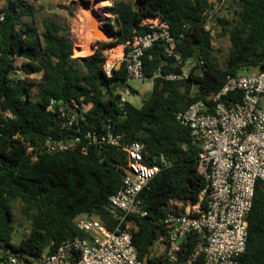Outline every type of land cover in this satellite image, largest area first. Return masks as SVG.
Here are the masks:
<instances>
[{
	"label": "trees",
	"instance_id": "trees-1",
	"mask_svg": "<svg viewBox=\"0 0 264 264\" xmlns=\"http://www.w3.org/2000/svg\"><path fill=\"white\" fill-rule=\"evenodd\" d=\"M73 1V0H71ZM240 7L235 25L218 18L223 26L219 37L229 36L231 48L226 65L221 69L215 59L214 39L205 30L206 15L212 12L208 0H119L107 11V31L114 38L98 43L94 53L74 58L75 43L69 28L53 19L43 21V32L25 27L22 19L35 12L18 1L8 0L0 15V247L33 258L51 254L64 241L85 237L77 226L79 216L99 219L110 230L122 222L113 213L110 198L123 185L128 165L125 152L114 146L79 147L73 151L39 154L37 159L27 146H37L51 138L72 140L81 136L63 128L56 113L48 111L52 100L84 112V130L101 126L110 120L125 143L140 142L147 152L146 163L160 164L164 156L172 165L163 168L141 192L139 199L148 215L128 216L125 228L131 232L139 260L143 264H169L164 255H152L160 241L164 248L168 229L164 223L170 199L197 203L206 188L198 174L199 147L193 144L190 130L180 124L176 114L192 103L193 84L198 85V98L219 92L228 76L259 70L264 63V0H238ZM160 16L170 25L177 41L182 64L202 61L201 72L194 69L183 82L155 78L179 72L173 68L159 43L144 56V74L153 80V91L141 108L129 102L119 103L115 92L127 84L124 65L109 78L104 72L103 51L123 45L135 36L146 35L147 17ZM40 75L35 85L21 78ZM132 92L136 93L132 89ZM227 102H241V94H231ZM23 204L22 217L29 224L19 245L13 243L18 224L15 202ZM163 239V241H162ZM197 236L184 244L186 255L193 253ZM164 251V249H163ZM193 264H203V256ZM240 264H264V186L258 183L249 217V237Z\"/></svg>",
	"mask_w": 264,
	"mask_h": 264
},
{
	"label": "built area",
	"instance_id": "built-area-1",
	"mask_svg": "<svg viewBox=\"0 0 264 264\" xmlns=\"http://www.w3.org/2000/svg\"><path fill=\"white\" fill-rule=\"evenodd\" d=\"M225 2L208 0L213 10L206 15L205 30L213 38L216 33L211 26L212 13ZM3 20L0 15V22ZM143 25L149 32L120 45L121 53H114L116 48L103 51V69L107 77L114 75L118 62L124 65L127 84L115 92L121 105L132 95L130 81L148 80L144 74V56L156 44L161 43L167 57L175 59L172 67L179 72L163 75L158 69L155 78L183 82L190 78L194 69L198 68L199 72L204 64L195 60L182 64L177 41L162 17H147ZM198 88L193 84L192 103L176 116L180 124L190 130L193 144L199 147L197 170L205 179L206 188L197 203L179 199L167 202L164 223L168 236L163 255L169 264H193L201 256L203 264H240L247 248L256 188L258 183L264 186V63L255 72L228 76L219 92L204 98H198ZM238 93L242 96L241 102L226 101L229 95ZM48 111L57 114L64 129L81 136L72 140L49 138L35 147L28 145L27 150L34 159L39 154L73 151L79 147L87 151L91 146L105 145L118 147L126 153L128 165L123 185L109 200L112 212L120 213L122 222L115 230H110L97 218L79 216L77 226L85 237L70 238L55 252L37 258L0 247V264H143L134 246L131 228L128 225L124 228L122 223L128 216L148 215L139 196L163 168L172 164L164 156L157 157L160 164H147L145 146L138 141L125 143L124 135L116 131L110 120L84 130L87 123L84 112L55 100ZM0 115L7 120L13 119L10 113L0 111ZM191 235L197 236V244L187 256L184 244Z\"/></svg>",
	"mask_w": 264,
	"mask_h": 264
},
{
	"label": "rangeland",
	"instance_id": "rangeland-1",
	"mask_svg": "<svg viewBox=\"0 0 264 264\" xmlns=\"http://www.w3.org/2000/svg\"><path fill=\"white\" fill-rule=\"evenodd\" d=\"M18 1L25 7H30L34 12V17H25L22 19V24L25 27H35L40 32H43V21L47 19H53L60 24L69 28L70 36L75 43L74 58L87 57L94 53L97 49L98 43H110L114 38L107 31V19L111 17V14L107 11V7L114 4L119 0H107L104 5L100 0H12ZM238 0H226L225 4L221 8H216L212 15V29L215 31L214 36V48L215 59L218 66L221 69L225 68L226 59L231 48V41L229 36L219 37V33L222 32L223 26L217 21L218 18L226 19L230 22V27L235 25L237 19V12L240 7L236 2ZM8 0H0V14L4 11ZM97 6V8H93ZM86 13V14H85ZM107 32L103 35L100 30ZM97 34V35H96ZM120 46L116 48L114 52H118ZM81 49V50H80ZM79 50L80 55H78ZM109 50V49H108ZM82 51V52H81ZM121 53V51H120ZM118 62V66L119 67ZM256 70H252L255 72ZM25 80L35 85L34 94L38 95L37 85L40 83V75L27 76L24 74H18L15 76L16 80ZM129 86L136 89V92H132V95L127 97L129 103L137 108L143 106L144 101L150 96L153 91V80L148 79L145 81L132 80L129 82ZM23 204L21 201L15 202V214L18 220L15 233L13 235V243L19 245L25 233L28 232L29 224L22 217ZM130 228L133 227L132 223H129ZM160 241H157L154 245L152 255L160 256L163 254Z\"/></svg>",
	"mask_w": 264,
	"mask_h": 264
},
{
	"label": "bare ground",
	"instance_id": "bare-ground-1",
	"mask_svg": "<svg viewBox=\"0 0 264 264\" xmlns=\"http://www.w3.org/2000/svg\"><path fill=\"white\" fill-rule=\"evenodd\" d=\"M100 1H102V3H101L102 5H104L105 3H107V2H106L107 0H100ZM94 8H97V6H93V8H92L91 10H93ZM85 14H86V13H85ZM96 35H97V34H96ZM118 49H119V51H118V52H114V53H120L121 49H120V48H118ZM80 50H81V49H80ZM114 50H115V49H114ZM114 50H113V51H114ZM76 52H78V55H80V53H79L80 51H79V50H76ZM81 52H82V51H81Z\"/></svg>",
	"mask_w": 264,
	"mask_h": 264
},
{
	"label": "water",
	"instance_id": "water-1",
	"mask_svg": "<svg viewBox=\"0 0 264 264\" xmlns=\"http://www.w3.org/2000/svg\"><path fill=\"white\" fill-rule=\"evenodd\" d=\"M100 30V29H99ZM100 32L103 34V35H107L105 33L107 32H103L102 30H100ZM122 67V63H119V67H117V70H119L120 68ZM199 72H201V69H199ZM117 101L119 102L120 101V97L118 96L117 97Z\"/></svg>",
	"mask_w": 264,
	"mask_h": 264
},
{
	"label": "crops",
	"instance_id": "crops-1",
	"mask_svg": "<svg viewBox=\"0 0 264 264\" xmlns=\"http://www.w3.org/2000/svg\"><path fill=\"white\" fill-rule=\"evenodd\" d=\"M133 89V88H132ZM133 90H135L136 91V89H133ZM136 93H138V92H136Z\"/></svg>",
	"mask_w": 264,
	"mask_h": 264
}]
</instances>
